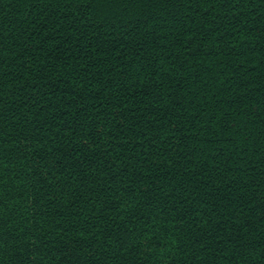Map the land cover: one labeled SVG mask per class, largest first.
I'll use <instances>...</instances> for the list:
<instances>
[{"label":"trees","instance_id":"16d2710c","mask_svg":"<svg viewBox=\"0 0 264 264\" xmlns=\"http://www.w3.org/2000/svg\"><path fill=\"white\" fill-rule=\"evenodd\" d=\"M0 264H264V0H0Z\"/></svg>","mask_w":264,"mask_h":264}]
</instances>
